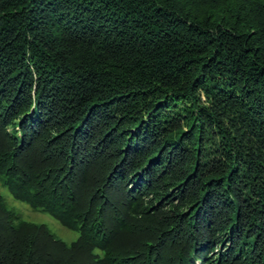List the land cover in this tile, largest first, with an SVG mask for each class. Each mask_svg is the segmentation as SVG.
Instances as JSON below:
<instances>
[{"label":"trees","instance_id":"1","mask_svg":"<svg viewBox=\"0 0 264 264\" xmlns=\"http://www.w3.org/2000/svg\"><path fill=\"white\" fill-rule=\"evenodd\" d=\"M0 264H264V0H0Z\"/></svg>","mask_w":264,"mask_h":264},{"label":"rangeland","instance_id":"2","mask_svg":"<svg viewBox=\"0 0 264 264\" xmlns=\"http://www.w3.org/2000/svg\"><path fill=\"white\" fill-rule=\"evenodd\" d=\"M0 196L10 209L19 213L22 220L45 225L56 238L66 244H71L79 237L78 229L62 225L57 218L43 208L32 207L26 201L16 198L10 191L2 174H0ZM196 264H200V262L197 260Z\"/></svg>","mask_w":264,"mask_h":264}]
</instances>
